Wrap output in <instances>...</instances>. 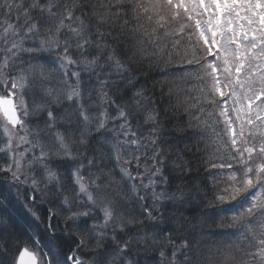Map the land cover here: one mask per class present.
<instances>
[{"label":"snow or ice","instance_id":"snow-or-ice-1","mask_svg":"<svg viewBox=\"0 0 264 264\" xmlns=\"http://www.w3.org/2000/svg\"><path fill=\"white\" fill-rule=\"evenodd\" d=\"M0 264H264V0H0Z\"/></svg>","mask_w":264,"mask_h":264},{"label":"trees","instance_id":"trees-1","mask_svg":"<svg viewBox=\"0 0 264 264\" xmlns=\"http://www.w3.org/2000/svg\"><path fill=\"white\" fill-rule=\"evenodd\" d=\"M143 67L145 68V72L141 75L140 79L142 82H146L147 87L154 93L153 99L157 106L166 112L167 117L170 118V123H183V113L178 112L176 115H173L172 112L173 107L177 104L175 92L170 98L166 91L167 87L172 83L171 79L165 81L162 71L157 67L149 68L147 64ZM161 88H164L165 91L162 92ZM179 101L181 104L183 103V93L180 94ZM188 143L191 146L195 145V141H189ZM181 147H183V144H181ZM197 156L198 154H194L193 152L188 153L187 159L192 160V170L190 173H181L179 170L168 173L171 176V187L175 188L179 184L196 185L198 187L206 185L204 191L201 192V196H204L206 193L207 199H211L213 185L208 179L209 173L203 171L205 166L199 162ZM207 199L204 203H207ZM201 207L199 201H194L193 206L187 209L186 214L189 217L190 227L192 228L197 241H199V243L205 248H208L220 239L219 233L227 229L226 224L224 228L220 227V221L222 218L202 217L200 215ZM45 208L40 209L42 216Z\"/></svg>","mask_w":264,"mask_h":264},{"label":"bare ground","instance_id":"bare-ground-1","mask_svg":"<svg viewBox=\"0 0 264 264\" xmlns=\"http://www.w3.org/2000/svg\"><path fill=\"white\" fill-rule=\"evenodd\" d=\"M43 227V225H41V228Z\"/></svg>","mask_w":264,"mask_h":264}]
</instances>
